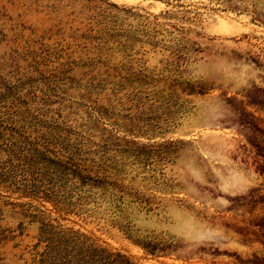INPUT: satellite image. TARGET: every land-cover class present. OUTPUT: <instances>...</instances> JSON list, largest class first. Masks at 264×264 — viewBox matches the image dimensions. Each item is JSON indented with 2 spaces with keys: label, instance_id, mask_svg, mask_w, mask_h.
<instances>
[{
  "label": "rangeland",
  "instance_id": "374dc122",
  "mask_svg": "<svg viewBox=\"0 0 264 264\" xmlns=\"http://www.w3.org/2000/svg\"><path fill=\"white\" fill-rule=\"evenodd\" d=\"M0 138V264H264V0H0ZM68 150L122 190L23 195Z\"/></svg>",
  "mask_w": 264,
  "mask_h": 264
},
{
  "label": "trees",
  "instance_id": "16d2710c",
  "mask_svg": "<svg viewBox=\"0 0 264 264\" xmlns=\"http://www.w3.org/2000/svg\"><path fill=\"white\" fill-rule=\"evenodd\" d=\"M186 86L182 91L199 95L206 93V89L200 84L186 83ZM49 153L57 156L55 152L49 151ZM91 155V152L82 154L80 151H69L68 156H61L63 159L49 160L50 166L46 169L47 172L49 170L51 173L48 181L49 187L40 194L39 192L30 193L22 190L23 195L47 201L54 206L57 212L66 215L74 213L79 206L84 202L87 203L90 198L93 200L98 198L109 200L112 197L113 189L122 190V188L117 182L111 181V172L107 164L97 163ZM54 176H59L57 178L60 183L58 189L56 188ZM118 201L122 205L124 202L123 196L118 198ZM48 226L50 225L44 224V228ZM61 233H64L63 236L60 235ZM45 234L44 230L42 235ZM55 234L61 236L62 239L67 238L65 231ZM81 237L85 240L75 246L80 264H134L131 257L120 253H112L109 249L97 246L95 243L88 244L87 238L85 236ZM144 249L147 253L154 254L153 250H148L145 247Z\"/></svg>",
  "mask_w": 264,
  "mask_h": 264
}]
</instances>
